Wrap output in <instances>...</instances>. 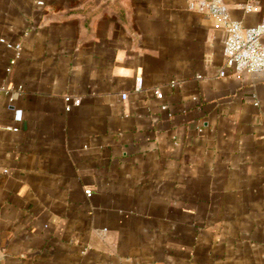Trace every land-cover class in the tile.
Wrapping results in <instances>:
<instances>
[{
  "label": "crops",
  "instance_id": "1",
  "mask_svg": "<svg viewBox=\"0 0 264 264\" xmlns=\"http://www.w3.org/2000/svg\"><path fill=\"white\" fill-rule=\"evenodd\" d=\"M226 39L188 0H0L4 264H264V72Z\"/></svg>",
  "mask_w": 264,
  "mask_h": 264
},
{
  "label": "built area",
  "instance_id": "2",
  "mask_svg": "<svg viewBox=\"0 0 264 264\" xmlns=\"http://www.w3.org/2000/svg\"><path fill=\"white\" fill-rule=\"evenodd\" d=\"M189 8L194 11H199L218 18L225 26L227 32V39L224 47V68L220 71L221 76L232 74L241 79L243 74L250 73H262L264 72V16L260 23L254 26H245L241 21L233 19L231 17L229 7L226 0H188ZM40 5L43 1L38 2ZM243 9L250 12L254 9L253 4H246L242 6ZM9 49L15 51V57L10 62V67L16 63L17 58L20 56V44L9 42L7 44ZM137 82L139 86L142 85V79L138 78ZM6 93L9 92L7 88L3 87ZM155 93L158 98H163V92L160 89H156ZM126 98V95H124ZM72 98L67 96L65 101L67 102L66 110L72 109L70 101ZM10 101L13 102L14 98L11 97ZM81 98H75L74 104L79 105ZM166 105H162V109H166ZM17 131L18 128H11ZM88 197L92 196V190H86Z\"/></svg>",
  "mask_w": 264,
  "mask_h": 264
},
{
  "label": "water",
  "instance_id": "3",
  "mask_svg": "<svg viewBox=\"0 0 264 264\" xmlns=\"http://www.w3.org/2000/svg\"><path fill=\"white\" fill-rule=\"evenodd\" d=\"M0 264H4V256L0 254Z\"/></svg>",
  "mask_w": 264,
  "mask_h": 264
}]
</instances>
